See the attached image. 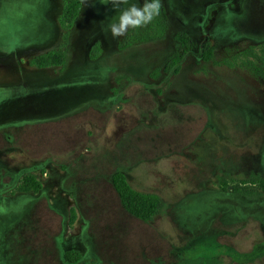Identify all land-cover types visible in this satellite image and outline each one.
Wrapping results in <instances>:
<instances>
[{"label":"rangeland","instance_id":"1","mask_svg":"<svg viewBox=\"0 0 264 264\" xmlns=\"http://www.w3.org/2000/svg\"><path fill=\"white\" fill-rule=\"evenodd\" d=\"M160 2L164 35L121 48L127 31L109 25L128 5L83 0L60 72L30 60L61 44L62 0H0V88H26L0 89V264H175L188 252L264 264V194L230 188L264 176V76L226 63L264 44V0ZM181 32L192 45L178 73L152 76L183 52ZM118 169L159 195L150 221L121 204ZM27 172L38 193L16 191Z\"/></svg>","mask_w":264,"mask_h":264},{"label":"trees","instance_id":"2","mask_svg":"<svg viewBox=\"0 0 264 264\" xmlns=\"http://www.w3.org/2000/svg\"><path fill=\"white\" fill-rule=\"evenodd\" d=\"M83 0H62V10L58 18L59 25L62 29V42L55 48L51 49L43 54H39L30 60V63L38 68L55 67L59 71H63V68L67 61L68 50L67 46L70 40V32L75 25V21L80 13ZM149 0L147 3H151ZM160 4L159 14L155 15L150 23L140 28H129L120 42L121 48L129 47L135 43H142L158 39L164 35L166 29V15L164 8ZM176 40L180 42L183 47L181 54L172 56L161 68H156L152 72V76L157 77L160 71L178 73L180 64L184 60L186 54L191 51V41L188 34L181 32L175 35ZM101 51L99 42H96L89 50L88 54L91 59H96ZM214 47L209 41H204L201 47V56L203 60H211L213 57ZM236 62H240L241 65L250 67L255 73L260 76H264V44H260L258 47H249L242 52H238L232 57V60H226L228 65H234ZM3 91H8L7 97L14 96L26 90L25 87L0 88ZM13 91V92H11ZM17 91V92H16ZM113 186L120 198L123 207L133 216L142 220L150 221L161 209L162 202L156 193L143 192L135 189L129 182L123 170L118 169L112 174ZM229 183L226 180L222 181V189L225 190ZM244 185L246 188H244ZM249 185L253 186L257 192L264 194V176L253 175L248 179H241L237 184L231 185L230 188L234 192L249 193ZM42 189V183L38 179L37 175L33 172H27L22 175L20 183L17 186L16 191L19 193H38ZM1 203V200H0ZM73 211V210H72ZM74 221V212L70 218V222ZM63 257L70 263L79 261L82 255L78 251L68 250L65 251ZM210 256H202L195 253H186L175 264H206L209 263Z\"/></svg>","mask_w":264,"mask_h":264},{"label":"clouds","instance_id":"3","mask_svg":"<svg viewBox=\"0 0 264 264\" xmlns=\"http://www.w3.org/2000/svg\"><path fill=\"white\" fill-rule=\"evenodd\" d=\"M101 3L111 2L114 8H119L125 4L128 7L119 11V15L113 23L109 25L113 38L122 36L129 28L144 27L152 21L155 15L159 14L160 4L158 0L138 6L135 3L129 4V0H100Z\"/></svg>","mask_w":264,"mask_h":264}]
</instances>
